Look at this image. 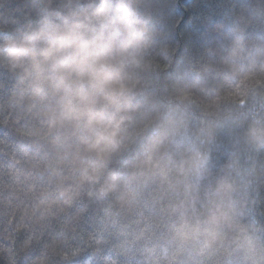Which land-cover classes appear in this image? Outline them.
<instances>
[{"label":"trees","instance_id":"obj_1","mask_svg":"<svg viewBox=\"0 0 264 264\" xmlns=\"http://www.w3.org/2000/svg\"><path fill=\"white\" fill-rule=\"evenodd\" d=\"M74 2L0 0V43ZM132 6L158 43L143 75L139 135L107 162L105 175L127 174L116 190L101 193L103 177L82 180L93 154L71 130L50 131L39 109L14 105L17 76L0 63V264H264V147L242 137L253 116L264 117V0H132ZM237 41L251 55L231 79L226 59ZM243 73L256 79H241ZM192 83L216 100L211 108L197 101L186 109L193 129L214 126L202 178L177 183L166 174V158L158 169H135L156 112L174 106L175 89ZM180 150L172 145L169 155ZM224 180L234 186L231 222L181 245L178 229L204 218Z\"/></svg>","mask_w":264,"mask_h":264},{"label":"clouds","instance_id":"obj_2","mask_svg":"<svg viewBox=\"0 0 264 264\" xmlns=\"http://www.w3.org/2000/svg\"><path fill=\"white\" fill-rule=\"evenodd\" d=\"M157 43L155 30L133 8L132 0H75L66 12L44 16L0 43V63L17 76L13 104L39 109L50 131L71 130L94 156L83 169L82 180L103 177L101 193L127 182L126 173L105 175L107 162L126 139L139 135L143 124L139 113L146 105L143 75ZM249 55L237 41L226 59L231 79L241 74ZM259 75L264 78V72ZM241 79L254 80L256 74L243 73ZM174 95V106L156 112L134 168L158 169L166 158V174L187 185L193 178L199 181L206 170L205 145L212 140L214 126L193 129L186 109L197 101L211 108L216 100L202 97L196 83L177 87ZM242 137L249 146L264 147V117L253 116ZM177 144L181 150L169 155V148ZM233 192L231 182L221 181L211 193L204 218L178 229L180 244L215 235L223 222H231ZM208 246L205 240L204 247Z\"/></svg>","mask_w":264,"mask_h":264}]
</instances>
